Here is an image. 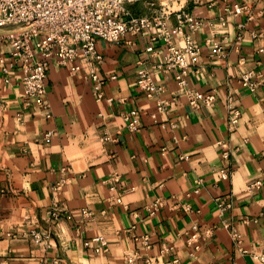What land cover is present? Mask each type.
I'll list each match as a JSON object with an SVG mask.
<instances>
[{
  "label": "crops",
  "instance_id": "0c3cea01",
  "mask_svg": "<svg viewBox=\"0 0 264 264\" xmlns=\"http://www.w3.org/2000/svg\"><path fill=\"white\" fill-rule=\"evenodd\" d=\"M171 3L202 22L191 33L200 51L187 81L199 92L214 91L215 101L207 107L192 109L181 96L152 119L156 98L136 86L138 62L163 87L161 99L177 91L175 71L157 67L164 44H153L154 55L145 50L153 30L125 34L117 42L96 40L105 61L101 75L115 76L103 87L111 103L96 101L92 82L71 73V63L52 60L45 78L51 117L45 118L34 101L25 102L17 68L8 82L0 74V263L127 264L126 255L137 252L134 264L149 259L152 264H264V0ZM233 3L246 10L226 13L224 6ZM128 9L134 15L149 12L144 3ZM175 24L172 15L168 26ZM238 24H243L240 40ZM222 36L223 56H217L205 41ZM172 41L182 45L180 36ZM7 53V42L0 40V56ZM250 70L263 81L255 93L239 82ZM229 98L240 110L235 126L229 122ZM132 109L140 124L136 132H129L121 117ZM48 130L52 136L44 141ZM221 140L230 147L227 160L220 155ZM220 168L229 171L227 179L220 178ZM115 174L118 182L111 180ZM256 180L260 185L248 190ZM156 198L163 206L148 215L144 208ZM217 198L230 201L231 208L220 213ZM52 205L61 210L53 223L46 214ZM81 208L93 212L91 221L81 217ZM224 222L239 231L248 253L237 250ZM194 225L197 238L188 244ZM29 228L49 229L48 244L6 236ZM98 235L107 240L105 252L95 253L94 243H86ZM143 235L149 237L148 249L136 239Z\"/></svg>",
  "mask_w": 264,
  "mask_h": 264
},
{
  "label": "built area",
  "instance_id": "2783aa9c",
  "mask_svg": "<svg viewBox=\"0 0 264 264\" xmlns=\"http://www.w3.org/2000/svg\"><path fill=\"white\" fill-rule=\"evenodd\" d=\"M174 1L179 2V0H0V29L2 30L0 40H5L8 45L6 58L0 56V74L3 81L8 82V74L12 69L17 68L19 70L17 81L22 88L25 102L34 101L43 116L50 118L51 108L46 99L45 87L50 62L53 60L61 66L71 63L72 66L69 68L71 73L80 72L85 79L92 82L95 87L96 101L105 100L111 103L113 98L105 97L103 87L109 79L115 76L101 75L105 61L97 50L96 40L117 42L125 34L136 35L144 30H153L145 50L154 55L156 50L153 44L156 41L164 44L161 62L157 67L166 73L171 70L175 71L174 80L177 84V91L169 99H161L159 96L164 91L163 87L155 83L150 69L144 65V62H138L136 86L146 97L156 98L155 110L151 114L152 119L156 121L157 114L166 113L170 105L175 104L181 96L186 98L192 109L200 106L207 107L215 101L214 91L199 92L190 87L187 81L188 68L195 64L200 51V46L191 33L197 31L202 22L182 6L174 8L171 3ZM136 3H144L149 12L134 15L128 6ZM244 10L246 6L237 3L224 6L226 13L235 16ZM172 15L176 24L168 26V20ZM250 18L252 14L248 16V19ZM220 23L224 24L223 18H220ZM242 28L243 24L237 25V40L242 38ZM173 36H180L181 46H177L172 41ZM225 41L226 37L222 36L219 39H207L205 43L212 53L223 56ZM239 82L250 93H255L263 83L261 75L252 70L242 73ZM2 104L3 101L0 98V107ZM227 107L231 111L229 122L235 126L238 123L240 110L231 104L230 98ZM121 117L129 132H136L140 129L135 110H128L122 113ZM51 136L52 131L48 130L43 133L42 139L48 141ZM106 138H108L107 134L104 136V139ZM217 145L221 157L227 160L230 156L228 143L221 140L217 142ZM218 173L221 179H227L229 176V171L224 168H220ZM111 180L118 182L119 175H113ZM259 185L260 182L256 180L249 183L246 188L253 190ZM59 187L60 184L55 185V189ZM162 206L163 200L156 198L144 209L148 215H153ZM216 206L219 212L223 213L231 208V202L217 198ZM185 209L188 210L187 207ZM46 214L49 221L53 223L60 218L61 210L57 205H52ZM80 215L89 221L94 217L93 212L87 208H81ZM223 227L228 230L230 239L237 250L242 254L248 253V250L242 246L239 231L228 222H224ZM193 229L194 232L187 239L188 244L193 243V240L197 238V226L194 225ZM18 234L45 245L48 244L52 235L49 229L29 228L19 233H6V236L16 237ZM136 239L142 248L150 247L148 236L143 235ZM89 242L94 243L95 253L105 252L108 249L107 240L101 235L91 238L86 243ZM168 249L169 247L164 246V250ZM198 249L199 245L196 244L190 256H195ZM136 258H138V253L132 252L126 255L125 260L127 264H134ZM147 264H152L150 259Z\"/></svg>",
  "mask_w": 264,
  "mask_h": 264
}]
</instances>
